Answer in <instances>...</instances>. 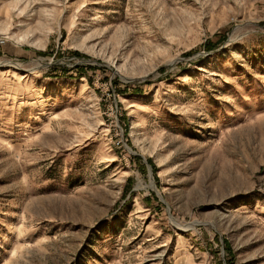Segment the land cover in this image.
Returning a JSON list of instances; mask_svg holds the SVG:
<instances>
[{"label":"rangeland","instance_id":"1","mask_svg":"<svg viewBox=\"0 0 264 264\" xmlns=\"http://www.w3.org/2000/svg\"><path fill=\"white\" fill-rule=\"evenodd\" d=\"M0 41V264H264V0H0Z\"/></svg>","mask_w":264,"mask_h":264},{"label":"bare ground","instance_id":"2","mask_svg":"<svg viewBox=\"0 0 264 264\" xmlns=\"http://www.w3.org/2000/svg\"><path fill=\"white\" fill-rule=\"evenodd\" d=\"M232 54L234 55V54H235V52H234V51H232ZM8 66H9V67H13V68H15V67H16V66H14V65H9V64H8ZM15 69H16V68H15Z\"/></svg>","mask_w":264,"mask_h":264},{"label":"built area","instance_id":"3","mask_svg":"<svg viewBox=\"0 0 264 264\" xmlns=\"http://www.w3.org/2000/svg\"><path fill=\"white\" fill-rule=\"evenodd\" d=\"M0 44H3V41H0Z\"/></svg>","mask_w":264,"mask_h":264}]
</instances>
